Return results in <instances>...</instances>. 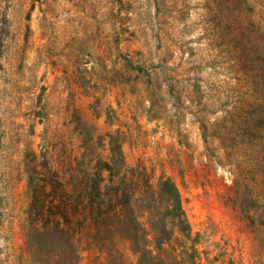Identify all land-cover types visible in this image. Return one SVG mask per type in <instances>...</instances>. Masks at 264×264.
Returning <instances> with one entry per match:
<instances>
[{"label": "rangeland", "instance_id": "1", "mask_svg": "<svg viewBox=\"0 0 264 264\" xmlns=\"http://www.w3.org/2000/svg\"><path fill=\"white\" fill-rule=\"evenodd\" d=\"M237 15L264 29V0H0V264H54L32 234L41 205L73 208L96 186L128 187L158 257L144 264H264V149L230 139L250 100ZM84 230L78 264H138L128 242L120 259Z\"/></svg>", "mask_w": 264, "mask_h": 264}, {"label": "trees", "instance_id": "2", "mask_svg": "<svg viewBox=\"0 0 264 264\" xmlns=\"http://www.w3.org/2000/svg\"><path fill=\"white\" fill-rule=\"evenodd\" d=\"M231 29L232 37L229 42L233 47L232 59L235 65L245 71L244 80L248 84L246 94L250 99L246 101L238 95L233 105L238 112L231 120V129L234 130L230 136L231 145L247 143L264 149V29L253 18H250L246 25L243 24L238 15L233 19ZM244 102L246 111L240 106ZM119 153L122 155L121 149ZM101 166L100 168L112 171L108 162ZM59 186L62 187L61 182ZM127 190L128 187L123 189L120 198L117 194L118 187L108 186L102 192L96 186V197L87 203H84L82 198L75 202L73 208H70L64 199H59L55 205H52V202L41 205V212L38 213L43 214L44 209L46 218L42 229L34 227L32 234L36 233L39 239L36 245L42 249L45 261H53L54 264H78L79 241L85 233V228L91 230L87 233L91 238L88 243L109 256L117 254L121 259L122 254L116 248L115 242L125 241L129 243L131 251L138 255V264L158 258L149 247L145 231L136 214L130 208L127 211L123 208L129 205L130 194L126 193ZM158 194L167 203L168 212L177 220L182 231H189L176 185L169 178H162ZM80 208H87L88 213L83 214L82 219L74 221V216L79 213ZM88 220L90 223L86 222Z\"/></svg>", "mask_w": 264, "mask_h": 264}]
</instances>
